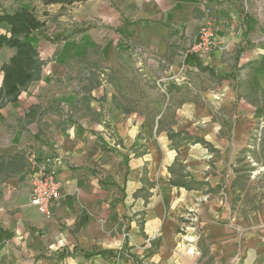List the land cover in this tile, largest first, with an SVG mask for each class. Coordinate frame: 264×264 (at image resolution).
<instances>
[{
	"label": "crops",
	"instance_id": "obj_1",
	"mask_svg": "<svg viewBox=\"0 0 264 264\" xmlns=\"http://www.w3.org/2000/svg\"><path fill=\"white\" fill-rule=\"evenodd\" d=\"M73 6L59 31L84 32L0 109V264H264V196L247 210L257 168L240 166L264 152V0ZM210 21L216 49L189 55ZM32 152L63 183L49 220Z\"/></svg>",
	"mask_w": 264,
	"mask_h": 264
},
{
	"label": "rangeland",
	"instance_id": "obj_2",
	"mask_svg": "<svg viewBox=\"0 0 264 264\" xmlns=\"http://www.w3.org/2000/svg\"><path fill=\"white\" fill-rule=\"evenodd\" d=\"M26 1L27 0H0V15L1 14L14 15V14H16V13L22 11V10H27V11H29V12H31V13H33L35 15V17H36V19L38 21V24L35 26V29L32 31V33L30 32V33H28L26 35L15 36L14 39H20V40L21 39H23V40L25 39V41H28L31 45H33L35 51L31 55L36 58L35 59L36 61L41 63V67H40V69H41L43 67L42 59H45V55H46L45 53H47L46 49L47 48H50V49L54 48V44L55 43L53 41L49 40V37L50 38H52V37L54 38V37H56L58 35H64V34L72 32V31L71 32H65V31L60 32L59 30H60V28L63 27L62 24L65 23V22H68L69 20L71 21V23H69L68 25H74V24H72V23H74L73 22V8H75L77 6H73L74 4L70 5L69 7L64 9V11H65L64 15H63L64 12L57 11L56 16L51 18L49 13L50 12L53 13L54 9L52 7L46 8L45 6H42V4L35 5L34 8L37 7L39 9V15H38V14H36L34 9L33 10H29L26 7H22V6H25V5H29V4H27ZM41 1L44 3V5H46V3H45L46 0H41ZM34 4H35V2H34ZM55 5H57V4H55ZM47 6H51V5H47ZM76 9H77V11L79 10V8H76ZM89 11H90L89 8L88 9L84 8L82 10V13L89 14ZM78 13H79V11H78ZM44 17H46V19H45L46 21L44 20ZM58 17L61 18V20L58 21L57 20ZM51 19H53V20H51ZM49 20H50V24L47 23ZM52 23H56V26H53ZM6 24H8V23H0V31L4 30V28L7 27ZM53 28L55 29V31H51ZM63 30H65V29H63ZM0 35H3V36H5L8 39L13 36L12 30H10L9 34L0 33ZM137 51H139L138 48H137ZM18 52L19 51L17 50V48H10V47H7V46H4L3 48L0 49V63L4 62V65H2L0 67V78H1V76H3V78L5 77V71H3V69H4V67H6L7 65H9L11 63V60L13 58L17 57V58H20V59H24L25 57H28V56H24L23 54L19 55ZM55 55H58V54L55 52L53 54L52 58H49L46 61L51 62L54 59ZM195 57H197V56H195ZM5 63H7V64H5ZM46 68H47V65L44 67V70ZM187 69L188 68H186V70ZM30 71L33 72V73L35 72V71H32V70H30ZM39 74L40 73L36 74V76H34V78H36ZM3 82H4V80L2 81V83L0 82V85H1L0 86V93H1V90H2V87H3ZM32 82L33 81H30V82L27 81V82H25L24 86L20 87L19 93H18L19 97L27 89V87L30 86V84ZM151 92H155V91H151ZM155 96H157V92H156ZM19 97H18L17 100L10 101L9 100V98H11L10 96L3 95L0 98V109L5 108L10 103H14V102L18 101ZM162 100H164V99L162 98ZM257 135H258L257 139H262V141H264V133L263 132H259ZM260 141L257 142L256 148L253 150V151H255L256 154H253V153H251V155L250 154H246L247 156H245L246 158H245L244 162H241V165H240L241 167H256L257 168V172L255 174V178L254 179L252 178V180H253L252 187L249 190V194L245 198V202L247 203V210L251 209L250 205H249L250 202H251V205L253 207L254 202L251 201V198L259 197L261 195L264 196V152H263V149L261 147L262 142H260ZM32 153L35 154L34 152H32ZM35 156L37 157L36 154H35ZM243 157H244V153L241 154L240 158L242 159ZM28 161H29V164H30V153H29V156H28ZM30 167H31V170L33 171L31 164H30ZM32 174H33V172H32ZM30 176L28 177V182H29V187H30V194H32L31 193ZM263 200H264V197H261L255 203V205L260 206V208L262 210H264V207L261 206L262 205L261 202ZM56 207L53 208V211H54V209ZM242 210H244V208H242ZM53 211H52V215L50 217H46L43 214L42 215L45 217V219L49 220L53 216ZM156 239L161 240V236L160 237L157 236ZM215 251H216V253H218L217 249H215ZM218 251H221V249H218ZM222 253H218V254H222ZM115 258L120 259L119 260V262H120L123 257H122V255L118 254V255H116ZM125 258H127V259L130 258V259L133 260V258L130 257V256H129V258L128 257H125ZM244 260H245V257H243V261ZM219 262H220V260H219ZM134 263L141 264V262H139V260L136 257L133 260V263H131V264H134ZM228 263H229L228 260H227V262L225 260L223 264H228ZM117 264H119L118 261H117Z\"/></svg>",
	"mask_w": 264,
	"mask_h": 264
},
{
	"label": "trees",
	"instance_id": "obj_3",
	"mask_svg": "<svg viewBox=\"0 0 264 264\" xmlns=\"http://www.w3.org/2000/svg\"><path fill=\"white\" fill-rule=\"evenodd\" d=\"M87 0H46V5H61L62 7L73 5L77 2H86ZM0 23H8L11 26L13 36L11 38H6L3 35H0V49L4 46L10 48H17L19 51V55L23 54L24 59L13 58L11 63L4 67L3 71H5V77L3 82V87L0 93V98L3 95L10 96V101L17 100L19 97V89L20 87L25 85V82H30L35 80L34 76L40 73L41 63L36 61L35 57L31 54L34 53L35 49L33 45H31L25 39H14L15 36L26 35L28 33H32L35 29V26L38 24V21L35 15L27 10H22L14 15L10 14H1L0 15ZM84 32L82 29H75L71 33H67L64 35H58L56 37H49V40L54 43H59L61 41L68 40L73 38L79 34ZM36 53V52H35ZM35 71L34 73L31 72ZM36 73V74H35ZM27 84V83H26ZM9 94V95H8ZM8 100V99H7ZM189 184H185L184 186L190 188ZM105 252L100 253L101 255Z\"/></svg>",
	"mask_w": 264,
	"mask_h": 264
},
{
	"label": "built area",
	"instance_id": "obj_4",
	"mask_svg": "<svg viewBox=\"0 0 264 264\" xmlns=\"http://www.w3.org/2000/svg\"><path fill=\"white\" fill-rule=\"evenodd\" d=\"M215 28L210 21L201 29L196 41L189 47V55L198 57L211 54L217 47ZM35 154H30V164L33 174L30 176L31 203L46 217L52 215L53 208L62 199L63 183L47 164L39 165Z\"/></svg>",
	"mask_w": 264,
	"mask_h": 264
}]
</instances>
